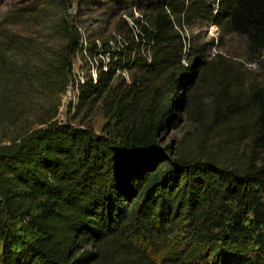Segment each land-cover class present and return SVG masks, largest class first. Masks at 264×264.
<instances>
[{
	"label": "trees",
	"instance_id": "trees-1",
	"mask_svg": "<svg viewBox=\"0 0 264 264\" xmlns=\"http://www.w3.org/2000/svg\"><path fill=\"white\" fill-rule=\"evenodd\" d=\"M137 1L150 13L134 17L138 29L125 54L145 48L148 55L122 64L133 63L141 76L107 98L113 63L121 64L113 57L94 81L78 83L77 106L90 108L104 96L115 117L111 128L98 133L60 121L53 118L55 105L45 125L0 142V264H264V79L250 82L242 97L233 89L242 83L239 71L227 62L217 67L216 116L243 120L238 131L247 136L248 152L242 165L170 157L156 137L179 101L177 86L208 69L200 58L183 64L190 55L182 27L223 20L224 28L244 36L246 57L258 61L264 78V0ZM78 40L67 37L63 48L39 56L38 66L26 64L16 77L7 52L40 47L35 37H0L5 120L25 113L17 100L21 81H35L48 96L65 90ZM146 78L148 92L142 91ZM16 218L35 235L20 241Z\"/></svg>",
	"mask_w": 264,
	"mask_h": 264
},
{
	"label": "rangeland",
	"instance_id": "rangeland-1",
	"mask_svg": "<svg viewBox=\"0 0 264 264\" xmlns=\"http://www.w3.org/2000/svg\"><path fill=\"white\" fill-rule=\"evenodd\" d=\"M149 13L137 0H0V37H35L40 47L37 52L16 49L7 52V64L16 77L21 75L20 69L26 64L29 68L38 66L39 56L55 54L63 48L67 37H79L71 53L65 90L48 96L37 88L35 81H21L18 91L22 96L17 100L20 107H25V113L10 121L0 115V142H9L28 128L45 125L46 122L41 121L54 111L55 105L57 111L53 118L90 126L98 133L110 129L115 117L109 113V103L104 102L103 96L90 108L86 105L78 107V83L90 78L94 81L99 68L105 69L113 57L114 60L116 57L121 59V64L113 63L107 98L138 79L142 70L131 62L127 65L122 63L130 61L134 55H148L145 48L130 54H125V48L132 33L138 29L134 17L143 20ZM221 23L201 21L180 29L190 55L188 60H182L183 64L187 66L191 60L200 58L201 65H208V69L203 78L192 76L177 86L179 101L170 116L163 118L156 137L158 146L170 157H211L220 165L237 167L246 159L248 139L238 131L243 121L241 118L235 116L222 120L216 116L220 89L217 67L221 62H227L235 67L234 71H239L242 83H234L233 89H241L242 97L250 82L264 78L258 61L246 57L244 36L224 28L223 20ZM103 49L118 50V53ZM151 85L150 78L144 79L142 91L148 92ZM169 101L165 96L164 103L168 105ZM12 225L20 241L35 235L25 220L13 219ZM2 242L0 237V250Z\"/></svg>",
	"mask_w": 264,
	"mask_h": 264
},
{
	"label": "built area",
	"instance_id": "built-area-1",
	"mask_svg": "<svg viewBox=\"0 0 264 264\" xmlns=\"http://www.w3.org/2000/svg\"><path fill=\"white\" fill-rule=\"evenodd\" d=\"M83 81V80H82Z\"/></svg>",
	"mask_w": 264,
	"mask_h": 264
}]
</instances>
